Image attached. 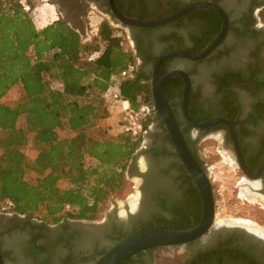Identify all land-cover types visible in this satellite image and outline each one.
<instances>
[{"label": "flooded vegetation", "instance_id": "af4514ba", "mask_svg": "<svg viewBox=\"0 0 264 264\" xmlns=\"http://www.w3.org/2000/svg\"><path fill=\"white\" fill-rule=\"evenodd\" d=\"M51 2L58 18L82 34L91 11L125 30L138 73L150 78L159 55L175 49L200 53L224 27L213 9H194L145 27L123 25L111 0ZM201 2L225 11V37L202 59L167 58L165 69L182 71L189 79L188 111L193 119L225 120L228 125L196 128L183 114L186 80L174 76L167 81L166 98L192 157L211 183L215 205L212 229L182 246L183 255L173 264H264V0H113V5L124 16L153 21ZM139 153L145 166L142 170L136 164L133 176L139 180L140 198L127 217L108 213L98 220L63 218L50 223L0 209L4 264H91L134 231L198 224L203 215L201 192L160 116L152 121ZM126 219L134 221L130 229L124 228ZM93 240L99 244L95 250L77 253V244ZM159 251L151 248L123 264H157Z\"/></svg>", "mask_w": 264, "mask_h": 264}, {"label": "trees", "instance_id": "16d2710c", "mask_svg": "<svg viewBox=\"0 0 264 264\" xmlns=\"http://www.w3.org/2000/svg\"><path fill=\"white\" fill-rule=\"evenodd\" d=\"M116 31L104 20L86 43L67 22L38 28L17 0H0V202H12L11 210L50 223L94 220L127 188L144 139L100 135L109 116L103 95L113 75L134 66L123 97L133 106L139 96L154 101L151 78L138 73L136 54ZM14 87L20 96L8 103ZM158 117L155 111L152 121ZM29 148L37 152L33 160ZM87 157L95 162L87 165Z\"/></svg>", "mask_w": 264, "mask_h": 264}, {"label": "water", "instance_id": "95a60500", "mask_svg": "<svg viewBox=\"0 0 264 264\" xmlns=\"http://www.w3.org/2000/svg\"><path fill=\"white\" fill-rule=\"evenodd\" d=\"M113 12L118 20L123 25L133 26H157L166 22L181 18L189 11L194 9H213L217 11L224 20V27L216 38L200 53H192L185 49H175L167 51L159 55L155 61L151 77L152 98L154 101V109L156 113L162 118L165 128L170 133L175 149L180 155L183 164L186 166L188 172L193 177L198 186L203 200V215L198 224L193 227L183 229L170 228H150L137 232H133L120 239L119 241L108 247L101 255L93 259L91 264H123L128 259L135 257L138 253L149 250L151 248H160L159 254L181 252L182 246L196 241L204 237L214 226L215 222V205L213 199V191L211 183L198 166L197 162L192 157L187 144L183 138L182 132L179 129L178 123L175 119L173 109L168 102L165 95V84L174 76H181L186 80L185 83V97L183 101V114L188 121H190L196 128L212 127L217 123H224L228 125L225 120H209L200 122L191 117L188 111V96L190 92V82L186 74L182 71L175 70L166 73L165 60L171 57H185L191 60H199L206 57L211 51L219 45L227 33V16L225 11L212 3H193L184 9L174 13L164 19L159 20H139L122 15L113 5L111 0ZM158 254V255H159ZM157 255V259H158ZM180 258V257H179ZM177 258L175 261H177ZM173 261L171 264H173ZM0 264H4L2 255L0 254Z\"/></svg>", "mask_w": 264, "mask_h": 264}, {"label": "built area", "instance_id": "2783aa9c", "mask_svg": "<svg viewBox=\"0 0 264 264\" xmlns=\"http://www.w3.org/2000/svg\"><path fill=\"white\" fill-rule=\"evenodd\" d=\"M17 2L22 6L23 10L32 15V17L38 10H41L43 6H53L51 0H17ZM92 13L94 12L92 11ZM54 19L55 20H52L51 22L56 21L59 18L57 17ZM89 19L90 34L91 37L95 39L99 36L102 21L93 20L92 16H89ZM112 26L117 30L115 36L123 38L122 44L125 47L122 31L118 30V26H114L113 24ZM97 55L98 53L91 58H94ZM133 69L134 66H131L129 69H125L122 72L113 75L111 85L104 93L103 97L110 114L113 109L118 110L119 114L117 122L109 130L113 133L112 135L117 136L125 134L133 138L144 139L150 129L155 109L151 104L144 101L142 96L137 98V106H133L121 93L122 81L133 76ZM88 160L95 162L92 158L87 157L86 161ZM12 206L13 203L10 201L5 203L0 202V209H9ZM67 208L69 209L70 206H67Z\"/></svg>", "mask_w": 264, "mask_h": 264}, {"label": "rangeland", "instance_id": "374dc122", "mask_svg": "<svg viewBox=\"0 0 264 264\" xmlns=\"http://www.w3.org/2000/svg\"><path fill=\"white\" fill-rule=\"evenodd\" d=\"M89 16H92L93 20L104 21L103 16L97 12L92 13V11H91L89 13ZM57 17H59V15L55 12L54 6L50 7V6L45 5V6H43V8L41 10H38L35 13V15L33 16V19H34L35 25L38 28H42V27L50 24L51 21L55 20L54 18H57ZM87 21H88V26H87V28H85L84 42L91 43V42H93V38L91 37V34H90V26H89L90 19L88 18ZM112 24L114 26H117L113 22H111V25ZM118 30L122 31V34L124 36L125 48H127L128 50H131L132 49L131 40H130L128 33L119 27H118ZM19 96H20V88L14 87L12 90H10L7 93V95L5 97V101L8 103H13L18 99ZM151 127H152V123L150 125V128ZM99 133L102 137L114 136V135H112L113 133H111L109 130H106L105 128H102V127H101ZM140 148L137 151L138 154H137V158H136V164L143 170L144 166H145V161H144L143 155L141 153H139ZM25 153L31 160H33L37 155V152L31 148L27 149L25 151ZM86 164L92 165L93 162L91 160H88V161H86ZM26 177L28 180L32 181L35 178V173L34 172H28ZM62 186L64 187L65 183H63ZM131 198L133 201L131 200ZM139 198H140L139 180H138V178L133 176L129 179V184H128L127 188L125 189V191L123 192V194L122 195H116V194L112 195L110 197L109 201L107 202L105 208L97 215V217L94 220L101 219L104 216H106L108 213H112L115 216L116 215H122V216L127 217V212H129V211L134 212L135 208L137 207V203L139 201ZM235 217H237V216H235ZM133 223H134L133 220L126 219V221H124V228L130 229L132 227V225H134ZM98 246H99L98 242L93 240V241L88 242V243L77 244L76 250H77V253L81 254L84 252L95 250ZM180 254L183 255L182 251L180 252ZM156 263L157 264L159 263L158 259L156 260Z\"/></svg>", "mask_w": 264, "mask_h": 264}, {"label": "crops", "instance_id": "0c3cea01", "mask_svg": "<svg viewBox=\"0 0 264 264\" xmlns=\"http://www.w3.org/2000/svg\"><path fill=\"white\" fill-rule=\"evenodd\" d=\"M119 118L118 110L113 109L111 114L109 112V116L100 121V127L105 128L106 130H110L112 126L115 125Z\"/></svg>", "mask_w": 264, "mask_h": 264}, {"label": "bare ground", "instance_id": "6f19581e", "mask_svg": "<svg viewBox=\"0 0 264 264\" xmlns=\"http://www.w3.org/2000/svg\"><path fill=\"white\" fill-rule=\"evenodd\" d=\"M131 200H132V198H131ZM180 255L181 254L178 251L175 253H162V254L158 255V262H159V264H171L173 261H175L177 258H179Z\"/></svg>", "mask_w": 264, "mask_h": 264}]
</instances>
